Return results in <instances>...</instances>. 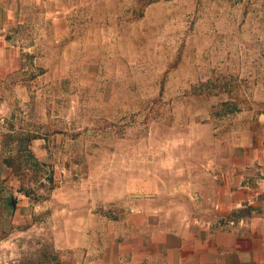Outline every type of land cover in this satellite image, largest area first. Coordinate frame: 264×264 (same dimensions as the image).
Returning a JSON list of instances; mask_svg holds the SVG:
<instances>
[{"label": "rangeland", "instance_id": "1", "mask_svg": "<svg viewBox=\"0 0 264 264\" xmlns=\"http://www.w3.org/2000/svg\"><path fill=\"white\" fill-rule=\"evenodd\" d=\"M28 10L0 51V264H74L142 199L264 181V0Z\"/></svg>", "mask_w": 264, "mask_h": 264}, {"label": "crops", "instance_id": "2", "mask_svg": "<svg viewBox=\"0 0 264 264\" xmlns=\"http://www.w3.org/2000/svg\"><path fill=\"white\" fill-rule=\"evenodd\" d=\"M28 4L29 0H0V51L10 37L6 27L19 30L30 25L25 18ZM236 174L230 184L215 185L212 195L195 189L193 195L200 200L193 203L201 206L193 210L176 200H140L156 209L126 216L124 230L74 264H264V181L253 182L241 171ZM193 199L189 195L190 202ZM161 205L172 207L165 214Z\"/></svg>", "mask_w": 264, "mask_h": 264}, {"label": "flooded vegetation", "instance_id": "3", "mask_svg": "<svg viewBox=\"0 0 264 264\" xmlns=\"http://www.w3.org/2000/svg\"><path fill=\"white\" fill-rule=\"evenodd\" d=\"M11 200H13V199L11 198Z\"/></svg>", "mask_w": 264, "mask_h": 264}]
</instances>
